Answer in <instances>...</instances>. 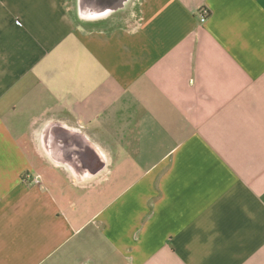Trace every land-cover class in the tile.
<instances>
[{"label":"crops","instance_id":"crops-1","mask_svg":"<svg viewBox=\"0 0 264 264\" xmlns=\"http://www.w3.org/2000/svg\"><path fill=\"white\" fill-rule=\"evenodd\" d=\"M73 1L0 0V264H264V0Z\"/></svg>","mask_w":264,"mask_h":264},{"label":"water","instance_id":"water-1","mask_svg":"<svg viewBox=\"0 0 264 264\" xmlns=\"http://www.w3.org/2000/svg\"><path fill=\"white\" fill-rule=\"evenodd\" d=\"M128 0H77V15L82 20L97 21L109 17Z\"/></svg>","mask_w":264,"mask_h":264},{"label":"built area","instance_id":"built-area-1","mask_svg":"<svg viewBox=\"0 0 264 264\" xmlns=\"http://www.w3.org/2000/svg\"><path fill=\"white\" fill-rule=\"evenodd\" d=\"M209 15H211V9H210V7H208V6H204V7H202V8L200 9V14H199L200 22H201V23L206 22V20H207V18L209 17ZM28 179H30V178L28 177ZM40 180H41L40 177H39V176H36V177L31 178L30 181H31L32 183H39Z\"/></svg>","mask_w":264,"mask_h":264},{"label":"rangeland","instance_id":"rangeland-1","mask_svg":"<svg viewBox=\"0 0 264 264\" xmlns=\"http://www.w3.org/2000/svg\"><path fill=\"white\" fill-rule=\"evenodd\" d=\"M72 4H73L72 6H73V9H74L73 11H75V13H76V15H77V11H78L77 0H74ZM73 11H72V13H73ZM77 17H78V15H77ZM77 20H79V17H78ZM84 21H85V20H84ZM84 21H81V20H80V21H78V23H80V24L83 25V24L85 23Z\"/></svg>","mask_w":264,"mask_h":264}]
</instances>
